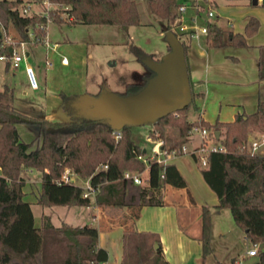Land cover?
Instances as JSON below:
<instances>
[{
	"label": "trees",
	"instance_id": "obj_1",
	"mask_svg": "<svg viewBox=\"0 0 264 264\" xmlns=\"http://www.w3.org/2000/svg\"><path fill=\"white\" fill-rule=\"evenodd\" d=\"M20 0H0V26L11 27L19 40L39 41L45 22L43 13H21ZM61 2L63 16L49 9L51 20L67 19L87 23L132 24L138 22L135 0H51ZM176 0H148L151 11L166 18ZM259 20L249 15L244 32L225 31L214 21H206V39L211 45H245L246 35L254 33ZM165 24L161 30H170ZM177 36V35H176ZM183 47L185 42L178 38ZM139 57L146 54L139 46L128 44ZM11 48V47H10ZM168 48V44L166 46ZM5 52V53H4ZM0 33V54H9ZM157 58V57H154ZM184 61L187 70V63ZM258 79H264V44L259 45ZM150 70L138 80L125 81L121 91L137 90ZM188 74V70H187ZM191 97V80L188 76ZM11 86L0 85V264H100L106 259L105 248L96 242V226L92 223L53 224L42 216L39 224L33 221L29 201L22 198L23 167L39 171L40 188L36 201L41 205L86 204L81 185L59 180L65 166L94 186L93 198L98 204L125 205L131 203L159 204L162 202L163 165L156 154L148 155L133 141L127 123L113 127L107 118L85 113L77 102V94L60 95L64 119H50L32 115L12 106ZM189 100V101H190ZM188 104L156 117L149 122V139L161 138L160 147L167 153L186 139L193 123L206 126L211 137L224 149H211L207 164L201 167L204 180L218 197L217 206L227 207L245 235L253 243L264 241V153L251 152L246 146L249 131L264 133V97L258 98L255 110H242L231 120L209 122L203 118L188 119ZM24 122L37 128L35 145L32 140L18 137L15 123ZM173 127L174 131L168 128ZM113 130L119 135L114 137ZM216 131H219L218 134ZM175 140V141H174ZM163 154H159L162 157ZM105 164V165H103ZM133 169L139 176L135 182L124 171ZM202 259L213 253L211 243V215L207 205L201 211ZM233 256L227 264H235ZM119 264H168L160 253V243L154 232L128 229L124 236V251ZM253 264H264V253L259 252Z\"/></svg>",
	"mask_w": 264,
	"mask_h": 264
},
{
	"label": "crops",
	"instance_id": "obj_2",
	"mask_svg": "<svg viewBox=\"0 0 264 264\" xmlns=\"http://www.w3.org/2000/svg\"><path fill=\"white\" fill-rule=\"evenodd\" d=\"M206 3V13L208 9H213L212 15L207 13L212 17L206 21H214L225 31L243 33L249 15H255L259 20L256 31L246 35L245 45H211L206 39V32L201 30L202 26L197 28L182 22V17L188 16L193 19L194 15L183 13L184 7L180 10L176 7L174 10L179 16L174 23L180 27L182 37L179 38L185 42V60L188 76L192 82L193 95L188 102L187 118L190 120L203 118L212 123L217 119L231 120L242 110L251 112L255 110L258 98L264 97V79H258L257 71L259 45L264 44V0L255 2L229 0L223 4L217 0H206ZM190 4L193 13L199 15L204 11V8L196 9V5L191 2ZM102 24L104 23L76 22L67 19L49 20L43 28L39 41L33 39L24 41V57L13 66V68L17 67L16 76L21 82L17 90H15L17 83L12 81L9 75L3 76L1 80L4 81H0V85L6 83L11 86L12 106L28 114L62 120L64 119V112L60 107L62 93H98L101 86L96 79L92 80V71L89 70L97 63L99 55L95 51L97 52L99 44L104 42V40L100 41L101 37L96 34L107 31L106 28L98 26ZM115 25L122 30L127 27V24ZM4 45L6 51H9L11 45ZM62 56L66 57L65 62L61 61ZM0 59L5 70L12 69L6 59ZM24 63L33 68L37 82L35 87L30 86L27 81ZM16 97L20 101L18 105L13 103ZM15 127L18 137L25 141L32 140L31 146H33L37 128L24 122L15 123ZM256 133L259 131L255 129L249 131V134ZM146 139L148 147L140 146L150 152L152 140L147 134ZM198 143V133L191 132L184 141L167 153H160L163 154L164 184L162 202L159 204H98L94 201L92 193L88 195L89 201L86 204H40L47 206L50 212L41 208L39 217L41 219L42 216H46L51 221V214H56L60 222L94 224L97 230L96 242L105 248L107 253L106 259L101 264H119L124 251V236L128 229L154 232L160 243L161 256L168 264H204L207 255L202 259L199 240L203 205H207L210 210L211 232L216 225L218 230L216 233L220 236L232 231L240 243H245L248 237L236 225L233 217L231 220L226 212L228 208L217 206L218 197L204 180L202 165L192 154L180 148L183 145L188 150ZM30 168L32 167H28ZM37 182L34 187L25 179L21 184L22 198L29 201L31 211L32 204L38 203L36 197L40 188V178ZM78 184L82 185V183ZM261 242L263 246L259 252L264 253V241ZM249 247L244 250L245 253H248ZM211 254L215 255L214 248ZM233 256L236 257L235 261H238L243 254H233Z\"/></svg>",
	"mask_w": 264,
	"mask_h": 264
},
{
	"label": "rangeland",
	"instance_id": "obj_3",
	"mask_svg": "<svg viewBox=\"0 0 264 264\" xmlns=\"http://www.w3.org/2000/svg\"><path fill=\"white\" fill-rule=\"evenodd\" d=\"M28 1L30 2L32 7L37 9L38 13L45 12L46 16L49 19V9H54L55 12L59 13L60 16H63V12L58 10L60 6H58L55 2H49L44 4L43 2L40 3L37 0ZM217 1L220 4H223L229 0ZM176 2L185 3L184 10H182L183 13H186L187 15H194L193 19L189 18L188 16L187 18L182 17V22L187 25L196 26L198 28L206 24V19H210L212 17L208 16L206 13V0H176ZM190 2L193 3V5H196V9L204 8V11H201L199 15H197V13H193V8ZM135 4L138 12L137 23L127 24V27L124 30L120 29L119 26L115 24L104 23L102 25H98L101 26L103 29L106 28L107 31H101L96 33L98 37H101L99 38L102 39L100 41L104 40V42L99 44V49L97 50V52L95 51V53H97L99 56L96 60L97 63L93 64V67H90L89 72L92 71V80L96 79L99 82L101 90H103V95L105 97H113L118 93V91H121L124 81L138 80L142 75L148 72L147 66L142 61L141 57H139L131 49H129V43L139 46L146 53H150L152 57H159V55L165 51V47L167 44L165 32L161 30L162 26L168 24L170 26V30H172L176 35H178V38L182 37L180 34V27L174 23V21L177 20V18L179 17L176 14L177 12L174 11L177 4L170 7V14L166 18H163L151 11L148 5V0H135ZM200 4H202L203 6ZM227 11L228 9H226V12ZM36 26H38V24H36ZM0 33L2 34L3 44H8L12 47L17 45L19 39L16 37V35L11 36V34H13V30L11 27L5 29L0 26ZM29 34L30 39H32L33 32L29 31ZM29 58L30 57H28V59ZM10 67L12 68L11 70H5L3 67L2 59H0V81H4L1 80L3 79V76L9 75L10 78H12V81H15V83H17V85L15 84V90H17V87L21 83L16 76L17 67ZM142 71L144 72L141 73ZM26 86L28 87L27 84ZM19 102L20 101L18 97L13 100L14 105H18ZM25 124L34 127V125L27 123ZM128 127L130 129L131 138L134 140V142L139 145H144L148 147L146 134L149 128V124L146 122H130L128 123ZM168 129L170 131H174L173 127H169ZM216 142H218L217 139L211 137L208 140V145ZM35 143L36 141H34L33 145H35ZM259 152L264 153L263 146L261 147ZM148 155L151 156V153L149 151ZM129 170L135 172L133 169ZM19 174L21 175L22 182L25 179L26 182H29V184H31L33 187L34 185L38 184L37 179L39 178V171L37 169H28V167H23L20 169ZM85 179L86 177H81L75 172L74 182L83 183ZM41 208H45L44 210L47 212L49 211V209H47V206H41L38 203L32 204V211L35 224L40 223L39 215L41 213ZM226 212H228L229 217L232 220L230 210L227 209ZM50 219L53 223L60 222L57 219L56 214H51ZM217 231V227L216 225H214L211 232V243L214 248L215 255H207L204 259V264H227L231 260L233 254H243V257H240L239 261H235V264H253L258 259L259 250H261L263 246L261 241L253 243L248 239L245 243H240L237 240V236H234L232 231L225 232V235L223 236L218 235L216 233ZM248 246L255 247L257 249V253H245L244 250Z\"/></svg>",
	"mask_w": 264,
	"mask_h": 264
},
{
	"label": "water",
	"instance_id": "obj_4",
	"mask_svg": "<svg viewBox=\"0 0 264 264\" xmlns=\"http://www.w3.org/2000/svg\"><path fill=\"white\" fill-rule=\"evenodd\" d=\"M164 32L168 48L157 58L149 53L141 57L151 71L143 84L135 91L113 97H105L103 90L79 93L77 102L85 113L105 117L111 126L119 127L122 123H149L188 104L191 92L183 47L172 30Z\"/></svg>",
	"mask_w": 264,
	"mask_h": 264
},
{
	"label": "built area",
	"instance_id": "obj_5",
	"mask_svg": "<svg viewBox=\"0 0 264 264\" xmlns=\"http://www.w3.org/2000/svg\"><path fill=\"white\" fill-rule=\"evenodd\" d=\"M40 3L43 2L44 4L52 2L51 0H37ZM57 3L58 6L60 7H65V4H62L61 2H55ZM177 9L180 10L184 7V4L178 3L177 4ZM17 8L19 12L21 13H33L37 12V9L32 7L30 2L28 0H20L17 4ZM45 14V12H42ZM208 15L213 14V9H208L207 10ZM46 15V14H45ZM50 19L46 16L45 22L38 23L39 28H44L45 24L47 21ZM202 31H206V25H202L201 27ZM23 42L24 40H19L16 46H11L9 54H0V58H4L7 60L8 65L10 66H15L18 64V62L23 59L24 57V50H23ZM61 61L65 62L66 57L62 56ZM24 72L27 77V81L30 86L35 87L37 85L35 74L33 71V68L29 65L24 63ZM114 134V137H117L119 135V132L117 130L112 131ZM191 132H197L199 136V143L196 146H193L192 148L186 150L185 147L182 145L180 148L182 150L188 151L190 154L196 158V160L202 165L207 164V153L211 149H224L225 147L219 143H211L208 145V140L211 138V134L209 133V130L206 126H203L198 123H193L188 129V134ZM149 138V137H148ZM161 139L160 138H155L152 139V143L150 145V153L151 155L153 153L156 154L157 160L162 159V157H159L160 153H164L165 149L160 147ZM264 145V133H256V134H249L247 140H246V146L251 152H259L261 147ZM105 165V164H103ZM125 176H131L132 180L135 182H138L139 176L136 172H132L130 170H125L124 171ZM74 176L75 172L69 169L67 166H65L62 171L59 174L58 179L62 181H73L74 182ZM81 192L80 194L82 196H88L89 194L93 193L94 186L88 181V178L83 181L81 185ZM248 253L249 254H255L257 253V249L255 247H249L248 248ZM239 261V260H238ZM103 262V261H102ZM101 262V263H102ZM100 263V264H101Z\"/></svg>",
	"mask_w": 264,
	"mask_h": 264
}]
</instances>
